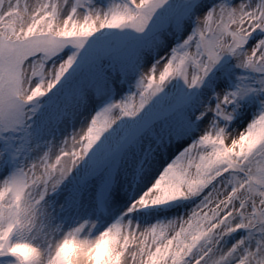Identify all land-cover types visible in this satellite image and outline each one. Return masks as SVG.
<instances>
[{"label":"snow or ice","instance_id":"snow-or-ice-1","mask_svg":"<svg viewBox=\"0 0 264 264\" xmlns=\"http://www.w3.org/2000/svg\"><path fill=\"white\" fill-rule=\"evenodd\" d=\"M0 264H264V0H0Z\"/></svg>","mask_w":264,"mask_h":264}]
</instances>
